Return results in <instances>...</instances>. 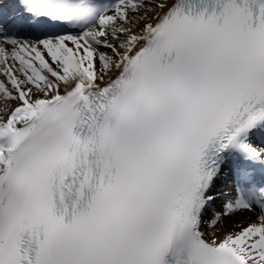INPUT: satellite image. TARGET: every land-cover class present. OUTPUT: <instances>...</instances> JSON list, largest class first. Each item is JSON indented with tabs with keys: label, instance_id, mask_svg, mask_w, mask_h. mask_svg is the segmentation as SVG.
I'll return each instance as SVG.
<instances>
[{
	"label": "snow or ice",
	"instance_id": "snow-or-ice-1",
	"mask_svg": "<svg viewBox=\"0 0 264 264\" xmlns=\"http://www.w3.org/2000/svg\"><path fill=\"white\" fill-rule=\"evenodd\" d=\"M8 9L0 264H264V0Z\"/></svg>",
	"mask_w": 264,
	"mask_h": 264
},
{
	"label": "bare ground",
	"instance_id": "bare-ground-1",
	"mask_svg": "<svg viewBox=\"0 0 264 264\" xmlns=\"http://www.w3.org/2000/svg\"><path fill=\"white\" fill-rule=\"evenodd\" d=\"M255 213L252 212H246V213H240L234 217H230L226 219L223 223V226L219 227L217 229V234H221L223 231H225L231 224L235 223H240L241 221L247 223L250 219L255 218ZM207 218V216H206Z\"/></svg>",
	"mask_w": 264,
	"mask_h": 264
}]
</instances>
